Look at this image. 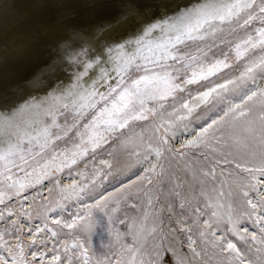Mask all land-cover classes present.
<instances>
[{
    "label": "snow or ice",
    "instance_id": "1",
    "mask_svg": "<svg viewBox=\"0 0 264 264\" xmlns=\"http://www.w3.org/2000/svg\"><path fill=\"white\" fill-rule=\"evenodd\" d=\"M119 8L136 25L127 38L110 42L71 29L49 65L44 95L0 110V133H7L0 135V264H49L48 241L57 232L47 216L31 221L26 205L35 183L70 179L63 198L85 211L57 204L46 213H56L61 229L92 231V207L103 208L112 195L97 190V178L102 185L105 170H114L100 158L111 155L104 146L113 141L133 143L129 154L140 165L113 191L140 179L145 196L137 198V217L109 218L125 232L115 233L120 251L107 264H264V0H189L174 8L119 0ZM225 27L244 30L234 44V60L244 63L231 77L220 75L232 68L228 53L203 43ZM157 184L162 190L153 193ZM130 195L113 200V210ZM72 247L88 264L85 245Z\"/></svg>",
    "mask_w": 264,
    "mask_h": 264
},
{
    "label": "bare ground",
    "instance_id": "2",
    "mask_svg": "<svg viewBox=\"0 0 264 264\" xmlns=\"http://www.w3.org/2000/svg\"><path fill=\"white\" fill-rule=\"evenodd\" d=\"M142 2L157 5L161 0ZM164 2L174 8L187 4L189 0ZM151 11L157 9L153 7ZM119 12V0H0V110H11L25 99L44 95L52 78L49 65L56 56L59 44L71 29L98 32L102 39L110 42L127 38L136 25L133 21L121 19ZM229 31L225 27L223 33L210 35L207 41L220 38ZM195 86L197 89L198 85L191 87ZM202 111L203 108L197 109V112ZM195 116L196 113H193V118ZM198 123L190 124L189 129L195 128ZM0 135L6 136L7 133ZM179 135L178 131L177 138ZM128 145L132 149L135 147L133 143ZM135 161L137 163L136 156ZM24 179L19 178V181L23 182ZM62 180L66 182L69 179ZM70 184L67 181L63 186ZM59 189L64 197L66 193L61 191V187ZM26 208L30 213L28 206ZM237 246L242 250L245 247L244 243Z\"/></svg>",
    "mask_w": 264,
    "mask_h": 264
},
{
    "label": "rangeland",
    "instance_id": "3",
    "mask_svg": "<svg viewBox=\"0 0 264 264\" xmlns=\"http://www.w3.org/2000/svg\"><path fill=\"white\" fill-rule=\"evenodd\" d=\"M243 37L244 30L236 29L235 32H226L220 38L208 40L206 42L209 46L215 45L212 47V51L216 52L218 55L221 52L228 53V62L232 64V68L225 69L224 72L220 73L221 76H224L225 73L229 77L233 76L237 68V63L241 65L244 63L243 60L238 62L234 60V44L240 42ZM256 51L259 50L257 49ZM249 55H251V53H249ZM216 79V77L211 78L213 81H216ZM199 87L200 86L198 85L197 88ZM195 88L196 86L193 87V89ZM147 131L148 129H145V132ZM172 143L175 142L172 141ZM104 147L108 149V152H110L111 155L109 156L108 153H104L103 157L100 158H107L109 162L113 163L114 170L111 174H107V170H105L102 185H100L101 178H97V190L102 192H111L112 195L108 197L107 203L103 201L101 202V204L104 205L103 208L92 207L88 217V219L93 222V230L91 232H82L77 235V229H61L53 223V218H56V213H51L50 215L46 213L47 207H55L57 204H67V206L74 212L85 211L81 203H74V198L65 201L61 195L59 188L63 186V184H66L67 181L68 183H71L72 181L70 179H65V182L61 178V183L59 185L45 180L43 183H35L34 187L28 189V192L33 193V195L29 197L31 206H28L31 214V221L33 223H39L47 216L48 227L57 232V236L50 237L48 241L49 244L52 245L47 249L49 253V264H51L50 257L53 253L61 256L59 264H66V256L71 257L72 264H83V259L80 256L79 250H75L74 252L72 247L74 244L81 243L88 249V264H97V261L100 260H105V264H107V260L105 258L107 257L110 259L113 257L115 252L120 251V243L122 241L118 242L116 240L115 233L117 231L121 234L125 232V225L118 222L109 223V218L112 221H116L118 218L129 219L137 217L140 213L141 204L137 203V198H139L142 202L145 196L144 188L140 187L142 180L137 179L134 184H125V186L120 188L119 191H113L114 188L119 187L121 182L127 181L134 173L139 171L140 166L136 163L135 156L129 154L133 150L132 147L128 145V142L123 141H113L110 145H105ZM75 167H77L78 171L84 172V169L79 165ZM13 171L16 172L14 179L17 177L23 179L25 178L22 173L17 172L15 169ZM85 174L86 176L88 175V177H91L92 175L91 172H86ZM57 175L61 174L58 173ZM73 175H75V173ZM43 187L44 190H42ZM224 187L227 189L228 184L226 183ZM161 190V184H157L156 188L152 189L153 193ZM128 193H132V195L127 196V199L119 200L118 207H115L113 210L114 205L112 201L117 197H120L122 194L127 195ZM84 200L86 203L90 205L92 204L91 198L85 197ZM133 204L136 205L135 209L132 207ZM106 213H108V216L105 215ZM64 218H66V215ZM80 223L83 222L81 221ZM245 226L248 227L250 231L252 230L250 223L245 224ZM221 227L223 228L225 225H221ZM236 242L237 244L244 243L243 241L238 240H236ZM66 246L68 247V251L65 253L64 248Z\"/></svg>",
    "mask_w": 264,
    "mask_h": 264
}]
</instances>
